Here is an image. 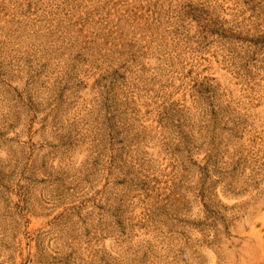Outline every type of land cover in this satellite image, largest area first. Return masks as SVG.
I'll return each instance as SVG.
<instances>
[{
	"label": "rangeland",
	"instance_id": "obj_1",
	"mask_svg": "<svg viewBox=\"0 0 264 264\" xmlns=\"http://www.w3.org/2000/svg\"><path fill=\"white\" fill-rule=\"evenodd\" d=\"M0 264H264V0H0Z\"/></svg>",
	"mask_w": 264,
	"mask_h": 264
}]
</instances>
